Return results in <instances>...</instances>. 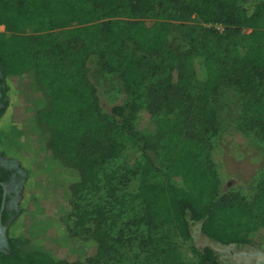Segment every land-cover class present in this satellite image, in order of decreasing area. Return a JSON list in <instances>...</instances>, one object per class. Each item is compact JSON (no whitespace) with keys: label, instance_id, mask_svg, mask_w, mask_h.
<instances>
[{"label":"trees","instance_id":"trees-1","mask_svg":"<svg viewBox=\"0 0 264 264\" xmlns=\"http://www.w3.org/2000/svg\"><path fill=\"white\" fill-rule=\"evenodd\" d=\"M159 6L171 20H149L156 15L153 0H0V118L13 117L0 127V153L27 174L18 211L7 209L6 196L8 248L0 250V264H123L105 209L84 208L79 199L133 180V198L145 206L136 223L152 229L144 240L147 258L134 264H222L208 246H191L194 261L181 256L155 209L160 196L187 236L200 223L213 240L264 250V178L254 193L221 191L212 161L213 100L221 87L244 96L248 118L264 132V0H160ZM66 27L75 31L67 41L49 45L39 35ZM173 30L186 50L175 47ZM86 33L100 37V68L118 70L130 92L110 112L100 108L86 75ZM14 80L29 85L18 104L7 95ZM142 111L150 115L144 127ZM126 143L131 152L123 158ZM3 194L0 185V208ZM68 241L83 258L58 256Z\"/></svg>","mask_w":264,"mask_h":264},{"label":"rangeland","instance_id":"rangeland-1","mask_svg":"<svg viewBox=\"0 0 264 264\" xmlns=\"http://www.w3.org/2000/svg\"><path fill=\"white\" fill-rule=\"evenodd\" d=\"M78 1L83 2V0ZM159 2L160 0H153L156 6V15L149 20L154 23L171 20V16L159 6ZM218 27L219 30L223 29L220 26ZM3 30L4 26L0 25V31ZM74 34L73 27L39 33L49 45L67 41ZM81 39L82 43L88 45L91 49V56L86 64V75L96 87V95L100 108L105 112H110L113 106L122 104L125 100L129 99L130 92L127 90L118 70L108 71L100 68L98 64V51L101 48L100 37L95 33H86ZM172 42L180 50H186L189 47L187 41L181 38L175 30L172 33ZM242 45L245 46V43H242ZM65 69L66 71L70 70L68 62L65 64ZM175 72L177 73V71ZM150 82L151 84L153 83L149 79L147 84H150ZM28 87L27 83L21 87L19 81H10V86L7 89L9 101L13 104L20 103L22 89L25 90ZM2 95L0 86V99ZM213 103L217 110L218 131L212 138V141L215 143L212 161L217 168L219 188L221 191L231 187L246 188L247 191L250 190L251 193H254L256 191V186L254 185L258 182V179L264 178V132L256 127L253 121L248 118L246 100L233 87H221L214 96ZM3 106V103L0 101V112ZM140 115L139 126L144 127L150 115L145 111H142ZM8 119L0 118V127H8V123L9 121H13V117L9 116ZM15 121L19 127L23 128L25 118L23 119L22 115L17 114ZM126 144L128 147L123 153V158L131 152L130 144ZM123 158L119 159L118 162H122ZM0 159L16 162L4 157L1 153ZM21 171L25 172L22 168ZM23 176L25 180L26 176ZM31 180L33 184L36 182L37 189H40L41 183L39 178L36 177ZM23 182L14 197L16 211L20 209L19 204ZM137 190L138 184L136 180H133L119 186L113 191L109 187H104L101 192H85L79 199L84 208L92 209L98 207L105 209L106 223L111 225L112 232L118 237L122 247L121 252L123 259H125L123 264H134L135 260H145V257L148 256L144 240L148 230L151 231L152 229L150 226H140L136 223L139 215L145 212V206L141 200L133 198ZM166 203V199L160 196L156 199L154 206L164 220V229L167 231L174 245L179 248L181 256L185 260H195L191 246H195L196 248L208 246L214 249L222 264H264V257L259 254V252L264 253L263 249L251 244H223L213 240L202 232L200 223H193L189 227L190 236H187L180 228L178 221L168 215L165 208ZM50 216V222L54 226L63 228L60 218L56 219L51 214ZM74 221V218H68L65 222L73 226ZM89 225L93 226L94 224L93 222H89ZM73 245L72 242L68 241L66 244L58 246V256L70 260L83 258L84 256L78 254ZM1 248H7L6 242Z\"/></svg>","mask_w":264,"mask_h":264},{"label":"flooded vegetation","instance_id":"flooded-vegetation-1","mask_svg":"<svg viewBox=\"0 0 264 264\" xmlns=\"http://www.w3.org/2000/svg\"><path fill=\"white\" fill-rule=\"evenodd\" d=\"M1 168H3L6 171L5 173L3 172L2 174L7 176L6 187H7V195H9V200L7 201V209L9 211H14L15 210L14 197L17 191L19 190L21 183L24 180V176L20 170L21 168L19 167V165L16 166L13 162H8V161H5L4 159H0V169ZM2 223H3V219H2ZM4 243L5 242H4L3 232L0 229V250H5L8 248V246L7 248H4V249L1 248L2 246H4Z\"/></svg>","mask_w":264,"mask_h":264},{"label":"water","instance_id":"water-1","mask_svg":"<svg viewBox=\"0 0 264 264\" xmlns=\"http://www.w3.org/2000/svg\"><path fill=\"white\" fill-rule=\"evenodd\" d=\"M16 166H18V163L13 162ZM21 170V169H20ZM23 173V175L26 176V173L21 171ZM0 185L3 187L4 190V194H3V200H2V204H1V208H0V229L3 232V236H4V241L7 242V246H8V241H7V237H6V226L3 225L2 223V216H3V211L5 208V201H6V195H7V187L6 184L0 181ZM260 255H262L264 257V253L263 252H259Z\"/></svg>","mask_w":264,"mask_h":264}]
</instances>
